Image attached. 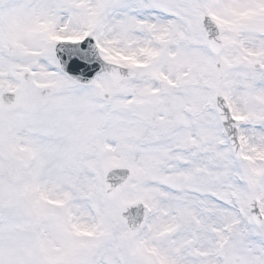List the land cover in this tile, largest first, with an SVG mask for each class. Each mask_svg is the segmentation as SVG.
<instances>
[{
	"label": "snow or ice",
	"instance_id": "snow-or-ice-1",
	"mask_svg": "<svg viewBox=\"0 0 264 264\" xmlns=\"http://www.w3.org/2000/svg\"><path fill=\"white\" fill-rule=\"evenodd\" d=\"M0 264H264V0H0Z\"/></svg>",
	"mask_w": 264,
	"mask_h": 264
}]
</instances>
